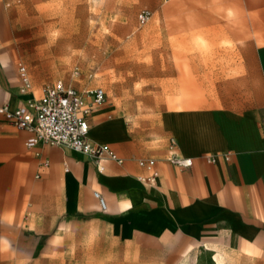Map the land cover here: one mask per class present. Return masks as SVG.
<instances>
[{
  "label": "crops",
  "instance_id": "1",
  "mask_svg": "<svg viewBox=\"0 0 264 264\" xmlns=\"http://www.w3.org/2000/svg\"><path fill=\"white\" fill-rule=\"evenodd\" d=\"M239 17L205 15L218 25L204 32L210 40L212 33L235 40L220 54L235 56L227 65L243 73L210 82L202 110L162 112L159 139L119 119L103 121L99 111L91 116L90 139L110 146L122 165L107 158L98 165L43 143L28 148L30 135L0 114V244L29 264H130L124 248L142 239L220 229L244 243L264 242V28L260 40L239 46L243 29L232 24ZM28 72L33 93L23 94L18 70L11 64L8 76L0 65V106L18 109L40 96L44 82ZM172 153L192 159L193 167L172 165ZM212 157L216 163L208 162ZM146 160L156 161L155 182L139 165Z\"/></svg>",
  "mask_w": 264,
  "mask_h": 264
},
{
  "label": "rangeland",
  "instance_id": "2",
  "mask_svg": "<svg viewBox=\"0 0 264 264\" xmlns=\"http://www.w3.org/2000/svg\"><path fill=\"white\" fill-rule=\"evenodd\" d=\"M241 1L0 0V65L8 76L11 64L16 72L25 65L33 82L44 86L62 80L76 88H102L107 100L99 119H119L156 140L162 112L179 106L202 110L210 82L243 73L227 65L235 56L220 54L235 40L214 33L210 40L204 32L218 25L205 22V15L227 22L238 14L232 23L243 29L237 45L260 40L264 0ZM142 11L151 13L145 25L138 21ZM59 35L68 40L62 51L56 48ZM124 251L132 255L130 264H264V242L244 243L220 229L142 239ZM18 260L10 245L0 244V264H29Z\"/></svg>",
  "mask_w": 264,
  "mask_h": 264
},
{
  "label": "built area",
  "instance_id": "3",
  "mask_svg": "<svg viewBox=\"0 0 264 264\" xmlns=\"http://www.w3.org/2000/svg\"><path fill=\"white\" fill-rule=\"evenodd\" d=\"M150 18L151 13L148 11H142L138 15L141 25L148 23ZM18 74L22 84L21 92L32 94L33 85L27 67L20 64ZM106 100V93L102 88L78 89L59 80L45 86L38 98L29 99L18 109H12L8 105L0 106V114L9 124L30 135L26 143L28 148H35L43 143L74 151L94 160L98 165L105 158L122 165L124 160L110 146L95 143L90 139L89 119L105 105ZM261 129L264 133V119ZM174 144L173 140L172 146ZM224 159L230 160L229 156ZM217 160L212 157L208 162L216 163ZM169 162L184 170H189L194 165L192 159L175 153L170 155ZM139 165L153 173L151 181L155 182L156 161H140ZM95 197L99 200L101 209L106 211V201L99 193H95Z\"/></svg>",
  "mask_w": 264,
  "mask_h": 264
},
{
  "label": "bare ground",
  "instance_id": "4",
  "mask_svg": "<svg viewBox=\"0 0 264 264\" xmlns=\"http://www.w3.org/2000/svg\"><path fill=\"white\" fill-rule=\"evenodd\" d=\"M54 24V23H53ZM62 36V35H61ZM60 35H59V37H58V39H57V43H56V48H57V50L59 51H62L63 49H65V46H66V44H67V42H68V40H67V38L66 37H61ZM60 37H61V39H60ZM56 52V51H55ZM56 56V55H55ZM91 134V133H90Z\"/></svg>",
  "mask_w": 264,
  "mask_h": 264
}]
</instances>
